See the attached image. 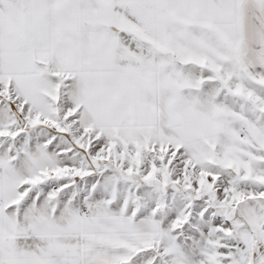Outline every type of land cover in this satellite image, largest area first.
<instances>
[{
	"label": "snow or ice",
	"instance_id": "6c2138e0",
	"mask_svg": "<svg viewBox=\"0 0 264 264\" xmlns=\"http://www.w3.org/2000/svg\"><path fill=\"white\" fill-rule=\"evenodd\" d=\"M0 264H264V0H0Z\"/></svg>",
	"mask_w": 264,
	"mask_h": 264
}]
</instances>
